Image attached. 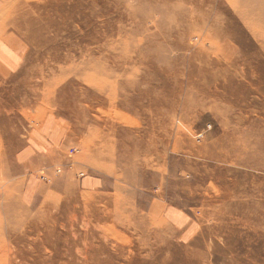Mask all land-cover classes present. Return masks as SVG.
I'll return each mask as SVG.
<instances>
[{
  "label": "rangeland",
  "instance_id": "rangeland-1",
  "mask_svg": "<svg viewBox=\"0 0 264 264\" xmlns=\"http://www.w3.org/2000/svg\"><path fill=\"white\" fill-rule=\"evenodd\" d=\"M17 1L0 0V204L47 202L58 231L95 245L116 224L112 264H264L263 0L206 5L195 26L178 21L200 14L186 0Z\"/></svg>",
  "mask_w": 264,
  "mask_h": 264
},
{
  "label": "bare ground",
  "instance_id": "bare-ground-1",
  "mask_svg": "<svg viewBox=\"0 0 264 264\" xmlns=\"http://www.w3.org/2000/svg\"><path fill=\"white\" fill-rule=\"evenodd\" d=\"M158 2H160V3L161 2H166L168 4H174L176 6H181L183 4L184 0H157V2L153 1V3H158ZM186 2H191L192 4L196 3V5H198V9L201 10V11H199L200 14L198 15V17H196V16H192V14H193L192 13L191 15L189 14L188 16H185L184 18H182V20L178 19V21L181 22V23H185L188 20H190L191 23L194 26H195V24H197L198 21H200L201 23H206L211 18V13L210 12H208L206 10H204V12L202 11L203 7H205L207 5V6L212 7V8L216 7L218 11H222L224 9V7H225V4H226L222 0H186ZM235 2L236 1H233V3H232V0L230 1V3L232 5H234V7H237ZM45 3H47V1ZM49 3H51V2H49ZM47 5L48 4H46V6ZM4 7L6 8L5 12L9 13L7 11V8L11 7V9L13 10V9L19 7V9L22 8L21 9V11H22L23 8L27 7V9H28V7H30V6L29 5H25V3L21 2V1L19 2V0H18L15 3V5L7 7L6 4H5ZM32 7L34 8V6H31V8ZM262 7H264V0H263V3H262ZM48 9H49V7H48ZM261 10H264V8H262ZM16 19L18 20V18H16ZM16 19H15V21H16ZM214 21H215L216 24H220V23L223 22L221 17H220V15L216 16L214 18ZM261 23L260 22L259 23H255V25H257L255 27L258 29V31L262 28ZM259 32L260 33H258V35L261 36L262 32L261 31H259ZM6 40H8L9 43H11V41H12L11 37H7ZM97 69L98 68L94 64L93 71L94 70L98 71ZM89 70H91V68ZM95 71H94L93 75L95 74ZM95 75L92 78H91V76H89L88 77V81H89V83L91 85L94 86V88L96 89V92H97V95L95 96V94H94L93 95L94 97L92 99H96V100L100 101V95L98 94V91H99L98 89L101 88V86H100V84H98L97 80L94 79L95 77H97ZM25 84H27V83H25ZM91 85H90V87H91ZM27 86H30V85H27ZM50 94L51 95H49V96H45L44 102L49 103V102H53V100L56 99V95H54V91L52 93H50ZM28 97H30L29 94H28ZM37 99L38 98H36V97H31V98L25 99L24 100L25 106L26 105L35 104ZM86 100H87V98H86ZM79 110H80L79 113L77 112V118H81L82 119V118H84V117H86L88 115L86 107L83 108L80 105V109ZM117 116H118V114H117ZM56 126L57 127L54 129V132L58 131V129H59V126L58 125H56ZM7 127H8L7 119H3V121L0 123V137L2 135L6 136V137L10 136V133H9V130H8ZM94 134H96V132H94ZM32 141H33V139H32ZM29 142H31V141H29ZM95 142H96L95 145L98 147V149H101V147L99 145V142H101V141L100 140H98V141L95 140ZM29 145H31V144H29ZM102 148H103V146H102ZM4 171H5V169H4ZM19 182L13 183L11 186L12 187L14 185L18 186ZM1 198H2V196L0 195V203L2 202ZM49 207H50V205L47 204V202H44L43 203V208L41 209V213H32L30 208L19 204V202H18V200L16 198L11 197V196L6 197V195H5L4 204L3 205L0 204V264H2V262L4 261V259H3L4 257L5 258L8 257V253L10 254V253L13 252V250H8L9 249V248H7L8 243L9 244H13L14 248H15V251H16L15 254H16L17 259L15 260L14 264H30L31 262H38V263H41V264H47L46 263V259H47V257H51V255L56 256V259L53 258L52 264H53V262H56L54 264H84V263H81V262H76L74 260L73 257L76 254H84L85 256L83 258H85L87 261L92 262L94 264H112L113 263V261L116 259V255H117V250L116 249L118 247V243H120V242L122 243V240H124V239H122V235L120 234V232H118L115 229L116 224L113 223V224H110V225H106L107 227L104 226L105 227L104 229H102V228L100 229V225L98 224L99 225V229L101 230L100 232L104 231V233H103L104 235L101 237L103 243H102L101 240H99V237H98V239H97L98 240V244H96V245L95 244H91L88 241L89 236L87 234L82 233L81 236L79 235L80 237H78V238H82L83 239L82 244L85 247V249H83L84 250L83 251L80 248L81 241H79L78 238H76V236L73 235V237H75L76 239L71 240V239L68 238L67 234L62 233V232H60V231H58L56 229V225H55L56 219H55L54 215H52L50 213H46V211L49 209ZM101 214H102V212H101ZM108 215H109V212H108ZM94 217H95V215H94ZM109 217L112 218L111 216H109ZM106 218H105V220H106ZM116 222H118V221H116ZM39 224L41 226L43 225V229L44 228L45 229L44 230H41L39 228L37 229V225H39ZM5 227H6L7 233H3V229H5ZM29 232L32 235H34V234L35 235L34 236H30ZM110 237L113 240L112 239L109 240ZM106 241L110 242L109 244H110L111 247L108 245V243ZM27 242H32L34 244L33 246H30L31 250L29 249L30 250L29 252L30 253H34L36 256L33 257V254L30 255V254L27 253L28 250H26L27 251L26 252L24 249H22V245L27 243ZM69 243L72 244L70 246V248L68 249V254L71 256V258L70 257H69V259L68 258H62L61 255H62L66 245L69 244ZM89 243H90V246H88ZM88 248L90 250H88ZM102 254H108L107 259H103L102 256H101Z\"/></svg>",
  "mask_w": 264,
  "mask_h": 264
},
{
  "label": "crops",
  "instance_id": "crops-1",
  "mask_svg": "<svg viewBox=\"0 0 264 264\" xmlns=\"http://www.w3.org/2000/svg\"><path fill=\"white\" fill-rule=\"evenodd\" d=\"M4 42H6L7 44H9V41H7V40L4 41ZM4 42H3V43H4ZM3 46H4L3 44H0V61H1L2 63H4V65H6L7 67H10L11 65L8 64L9 60H5V57H3V56L1 57V54H2V52H3ZM36 143H37V141H36ZM177 215H179V214H176V213L173 214V216H177ZM175 218H176V217H173L172 219H173V220H176Z\"/></svg>",
  "mask_w": 264,
  "mask_h": 264
},
{
  "label": "built area",
  "instance_id": "built-area-1",
  "mask_svg": "<svg viewBox=\"0 0 264 264\" xmlns=\"http://www.w3.org/2000/svg\"><path fill=\"white\" fill-rule=\"evenodd\" d=\"M202 136V135H201Z\"/></svg>",
  "mask_w": 264,
  "mask_h": 264
}]
</instances>
